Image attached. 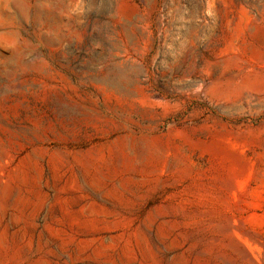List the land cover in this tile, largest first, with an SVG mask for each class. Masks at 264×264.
<instances>
[{"label": "rangeland", "instance_id": "obj_1", "mask_svg": "<svg viewBox=\"0 0 264 264\" xmlns=\"http://www.w3.org/2000/svg\"><path fill=\"white\" fill-rule=\"evenodd\" d=\"M0 264H264V0H0Z\"/></svg>", "mask_w": 264, "mask_h": 264}]
</instances>
